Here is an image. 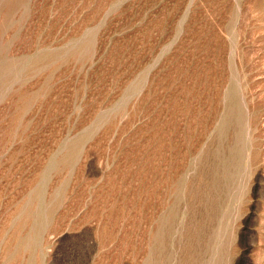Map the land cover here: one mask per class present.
<instances>
[{
    "label": "rangeland",
    "instance_id": "rangeland-1",
    "mask_svg": "<svg viewBox=\"0 0 264 264\" xmlns=\"http://www.w3.org/2000/svg\"><path fill=\"white\" fill-rule=\"evenodd\" d=\"M0 264H264V0H0Z\"/></svg>",
    "mask_w": 264,
    "mask_h": 264
}]
</instances>
